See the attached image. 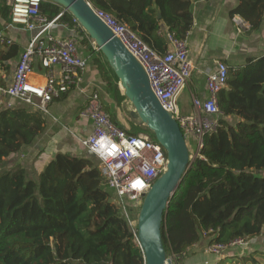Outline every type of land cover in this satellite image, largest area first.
Returning a JSON list of instances; mask_svg holds the SVG:
<instances>
[{
	"label": "trees",
	"instance_id": "16d2710c",
	"mask_svg": "<svg viewBox=\"0 0 264 264\" xmlns=\"http://www.w3.org/2000/svg\"><path fill=\"white\" fill-rule=\"evenodd\" d=\"M88 1L160 55L167 50L166 33L185 40L193 25L192 0ZM10 11L9 0H0V31L9 24ZM39 11L49 21L59 16L56 23L73 30L79 54L89 60L111 98L99 95L112 123L127 134L153 138L138 119H132L130 126L117 123L112 104L120 109L124 104L128 112L132 107L120 94L105 58L72 16L46 0ZM229 16L248 24L249 34L258 32L264 23V0H238ZM8 51L15 54L18 49ZM228 72L226 87L217 94L222 118L216 117L215 130L204 135L201 158L192 161L162 221L166 257L182 259L198 244L227 245L239 238L246 244L258 240V248L245 255V246H233L228 248L231 258L256 264L255 256L264 257V56L228 66ZM64 97L65 93L51 103ZM44 130L45 119L37 109L24 104L0 109V163L33 145ZM82 148L85 153L79 156L55 153L37 181L27 179L21 165L0 171V264H144L136 226L131 227L123 215L99 160ZM121 200L125 207L130 202L126 196ZM243 204L248 206L241 208ZM231 206L233 212L221 219Z\"/></svg>",
	"mask_w": 264,
	"mask_h": 264
},
{
	"label": "built area",
	"instance_id": "2783aa9c",
	"mask_svg": "<svg viewBox=\"0 0 264 264\" xmlns=\"http://www.w3.org/2000/svg\"><path fill=\"white\" fill-rule=\"evenodd\" d=\"M42 1L44 0L10 1L9 24L22 27L32 33V36L19 54L10 84L3 85L0 81V109H12L15 105L24 104L47 113L48 104L59 95L77 87L88 68L87 60L79 55V46L74 36L61 38L50 33L59 16L50 21L42 16L39 11ZM84 1L142 66L154 96L160 106L172 114L188 150L190 140L196 144V150L190 158H201L199 152L203 146V137L217 126L216 117L220 115L217 94L226 87L228 66L223 61L216 62L214 69L206 76L207 98L193 99L192 112L180 115L176 110L175 98L190 79L194 69L186 41L177 39L173 33H166L167 50L160 55L126 25L100 10L93 9L88 0ZM0 45H11V40L2 31ZM91 45L95 46L93 42ZM35 60L46 71L43 84L29 81ZM119 90L122 95L120 87ZM88 100L79 116L91 122L92 130L80 143L99 160V168L109 188L116 192L121 206L125 208L121 200L124 196L140 204L142 196L165 171V151L149 135L139 133L133 136L113 124L101 106L97 91L92 92ZM113 147L115 151H112ZM123 215L127 217V211ZM245 245L244 240L239 238L227 245L212 244L206 251L222 257L231 247Z\"/></svg>",
	"mask_w": 264,
	"mask_h": 264
},
{
	"label": "crops",
	"instance_id": "0c3cea01",
	"mask_svg": "<svg viewBox=\"0 0 264 264\" xmlns=\"http://www.w3.org/2000/svg\"><path fill=\"white\" fill-rule=\"evenodd\" d=\"M237 2L238 0H192L193 25L185 41L194 69L190 79L175 98L176 110L180 115H188L192 112L193 99L204 100L207 98L205 80L207 74L214 69L216 62L223 61L227 66L234 67L243 63L247 58L264 56V23L258 32L249 34L247 32L248 24L238 16L233 18L229 16L230 10ZM2 32L11 40V45H0V81L3 85H8L12 80V73L19 54L26 47L32 33L12 24H7ZM50 33L61 38L74 36L73 30H68L58 23L53 25ZM13 46L18 51L15 54H10L8 50H11ZM84 58L87 60L88 68L82 75V82L77 87L68 90L61 101L48 104L47 113H42L45 119L44 132L38 136L33 145L24 147L18 153L4 159L0 163V171L21 165L25 169L26 178L37 181L45 164L55 153L62 152L77 156L85 153L80 141L90 134L92 124L79 116L81 108L94 91L105 96L104 99L111 98L107 96L96 72L89 66V60ZM45 73L46 71L35 60L32 64L29 81L43 84ZM121 106L120 109L112 104L114 111L111 113L114 115L116 113L117 123L125 126L122 117H120L124 104ZM128 108L125 105V112H123L132 117L133 109L128 112ZM229 214L227 216L221 214L220 218L228 217ZM257 241L245 245L246 250L243 251L245 255H249L258 248L259 242ZM205 252L206 250L201 244L193 246L187 251L186 257L176 259V264H208V260L204 256L209 255L207 252L204 255ZM228 252L230 253L224 257H212V260L209 261L211 264H216L218 260L226 259L221 264H241L235 258H231L233 254L230 250ZM238 254L240 255L241 252ZM246 264H251V262Z\"/></svg>",
	"mask_w": 264,
	"mask_h": 264
},
{
	"label": "water",
	"instance_id": "95a60500",
	"mask_svg": "<svg viewBox=\"0 0 264 264\" xmlns=\"http://www.w3.org/2000/svg\"><path fill=\"white\" fill-rule=\"evenodd\" d=\"M45 1V0H44ZM70 14L97 47L114 73L122 96L133 108L132 113L152 133L164 149L166 168L142 196L136 220V241L144 264H171L166 257L160 234L169 201L178 188L192 159L186 141L171 113L166 112L154 96L142 66L124 48L110 29L94 14L84 0H46ZM160 18V15H157ZM218 118H222L221 115ZM90 157H95L91 151Z\"/></svg>",
	"mask_w": 264,
	"mask_h": 264
},
{
	"label": "rangeland",
	"instance_id": "374dc122",
	"mask_svg": "<svg viewBox=\"0 0 264 264\" xmlns=\"http://www.w3.org/2000/svg\"><path fill=\"white\" fill-rule=\"evenodd\" d=\"M79 55L82 57V52H80ZM133 115L131 117L130 115L125 114L123 112V110H122V113H121V116L120 117H122L123 123H124L125 126H130L132 119L134 121L136 120V118ZM189 149H190L189 150V157H192L194 150H196V144L195 143H190V148ZM139 206L140 205H138V203L137 202H134V201H130L129 204L126 205L127 208L126 207L123 208L121 206L123 212H126L127 211V218H128L127 220H128V222H129V224H130L131 227H135L136 226V220H137V215H138V212H139ZM247 206H248V204H243V206H241V208H245ZM232 212H233V207L231 206V207L227 208L226 210H224V212L222 213V215L223 216H227L228 213L231 214ZM201 245L205 248V250L206 249L208 250V247L209 246H206L204 243H202ZM206 252L204 253V255L208 253V252L207 253ZM207 255H209V256H204V258L208 260L207 261L208 264H211V262L209 260H212L211 258L214 257V256L210 255L209 253ZM255 258H256L257 262L255 260L254 263H256V264H264V257L257 255V256H255ZM168 259L171 261V264H176V262H177L174 257H168Z\"/></svg>",
	"mask_w": 264,
	"mask_h": 264
},
{
	"label": "clouds",
	"instance_id": "9594fccd",
	"mask_svg": "<svg viewBox=\"0 0 264 264\" xmlns=\"http://www.w3.org/2000/svg\"><path fill=\"white\" fill-rule=\"evenodd\" d=\"M83 31V30H82ZM84 32V31H83ZM112 151H115V148L113 147ZM168 258V257H167Z\"/></svg>",
	"mask_w": 264,
	"mask_h": 264
}]
</instances>
